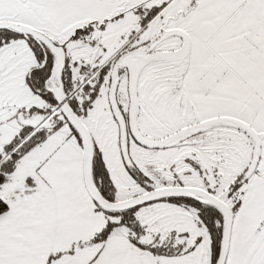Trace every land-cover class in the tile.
<instances>
[{
    "label": "snow or ice",
    "instance_id": "obj_1",
    "mask_svg": "<svg viewBox=\"0 0 264 264\" xmlns=\"http://www.w3.org/2000/svg\"><path fill=\"white\" fill-rule=\"evenodd\" d=\"M0 264H264V0H0Z\"/></svg>",
    "mask_w": 264,
    "mask_h": 264
}]
</instances>
